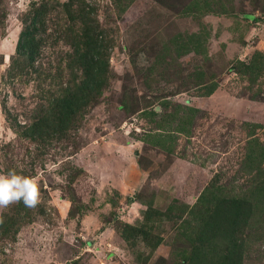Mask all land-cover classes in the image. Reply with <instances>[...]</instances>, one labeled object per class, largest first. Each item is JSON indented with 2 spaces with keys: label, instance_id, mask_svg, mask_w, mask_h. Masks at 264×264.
<instances>
[{
  "label": "rangeland",
  "instance_id": "rangeland-1",
  "mask_svg": "<svg viewBox=\"0 0 264 264\" xmlns=\"http://www.w3.org/2000/svg\"><path fill=\"white\" fill-rule=\"evenodd\" d=\"M32 1L41 0H0V14L6 13L4 23L0 21V174L15 170L31 176L40 188V203L7 236L1 229L12 205L0 209V264H141L122 231L138 223L146 200L162 209L176 199L193 205L211 184L241 191L255 173L247 171L245 158L250 150L257 154L264 149V69L244 73L243 63L264 57V0H228L225 6L232 14L178 15L166 30L165 8L176 12L186 0H164L157 7L154 0H135L120 19L112 0H88L98 8L100 27L109 29L113 43L110 85L85 109L68 141L54 140L46 147L11 127L14 118L22 125L30 122L41 105L36 72L8 76L22 30L20 13ZM55 13L59 27L65 20ZM141 19L147 25L135 30L134 22ZM156 24L163 31L143 45L140 36ZM180 33L189 44L192 36L205 34L201 52L175 56L165 78H159L165 63L159 65L148 85L131 55L139 53V63L148 56L154 62L153 44L162 51ZM131 37L132 52L123 47ZM62 49L68 47L60 42L45 52L46 89L54 82L48 72H56L49 61ZM201 74L205 83H218L211 95H204L205 87L199 85ZM125 88L135 89L133 100L141 108L132 115L118 107ZM164 98L181 108L162 111ZM153 106L161 113L148 118L145 112ZM164 112L172 115L166 116L163 129H154ZM187 117V131L182 132L178 124ZM151 130L167 149L144 141ZM172 226L165 224V242L174 241ZM251 236L245 264H264V229H254ZM171 250L160 244L148 264L158 255L174 264Z\"/></svg>",
  "mask_w": 264,
  "mask_h": 264
},
{
  "label": "trees",
  "instance_id": "trees-1",
  "mask_svg": "<svg viewBox=\"0 0 264 264\" xmlns=\"http://www.w3.org/2000/svg\"><path fill=\"white\" fill-rule=\"evenodd\" d=\"M134 1L112 0L119 19ZM154 1L156 7L164 4V0ZM226 1L228 0H186L176 12L165 8L168 15L164 17L166 20L163 22L166 23L164 30L172 27L178 15L199 17L204 13L232 14V10L225 6ZM94 4L88 0L32 1L26 10L20 13L22 30L8 76L25 75L28 77L36 72L42 94L39 95L41 105L32 112L30 122L22 125L14 118L15 121L11 123V127L23 138L40 146L46 147L47 143L54 140L66 139L68 141L71 130L78 126L85 109L94 102H98L110 85L112 69L109 48L113 43H110L109 29L100 27L99 10ZM55 12L65 20L63 24H59V27L55 24V18L58 19ZM5 16L6 13L1 12V23H4ZM134 23L136 30L142 24L147 25L148 21L141 19ZM160 26L161 24H156L150 31L143 32L141 36L139 34L140 37L143 36V45L146 46L151 37L163 31ZM203 36H192L191 44H189L181 33L177 34L171 38L167 46L162 47V51L158 50V45L153 44L152 48L156 58L154 62L148 56L139 63L140 54H135L133 58L131 55L134 69L144 73L143 78L150 82L154 79L156 71L158 72L159 65L165 63L159 75V78H165L163 74L168 73L167 69L170 64L172 65L175 56H182L192 51L201 52L205 41ZM134 40L131 37L129 42L127 41L128 44H124L123 47L132 52ZM60 42H63L68 49L59 50L54 55L55 60L49 61L50 68L56 72L54 74L48 72L54 82H50L46 89L43 85L48 83L43 67L45 52L49 46L55 47ZM152 42L156 43L155 40ZM263 69L264 57L259 56L258 58L256 55L249 63H243L244 73L250 70L260 72ZM199 85L205 87L204 95H211L218 83L214 81L205 83L201 74ZM135 93V89L128 91L125 88L120 97L118 107L123 109L126 115H132L141 110L139 104L133 100ZM46 103L48 105L45 106ZM160 105L162 111L169 106H174L175 109L181 108L165 98ZM145 113L148 118H153L161 112L153 106ZM168 115L171 116L172 113H162L154 129H163ZM8 117L11 119L10 114ZM188 118L181 119L178 124L180 131H187L186 120ZM153 131L155 130L148 131L144 135V141L167 149L166 143H163L156 134L157 132ZM245 161L247 171L252 173L255 170V173H252L251 177L246 180L241 191H235L230 188V185L211 184L203 190L193 205L176 199L165 209L146 200L144 203L147 204V208L141 210L142 217L138 223L131 226L126 225L122 231L124 238H127L126 240L130 243V248L134 247L132 251L138 257V261L141 264H148L157 253L160 244L165 243L172 249L171 258L174 264H245L250 254V237L254 229L256 231L260 227L264 229V149L257 154L250 150L246 154ZM77 201L78 199L73 195L71 202L74 207ZM73 206L72 216L76 215ZM23 214L26 218L29 214V207H26L23 201L13 204L12 212L6 214L1 229L2 234L7 236L12 230L16 232ZM167 223H172L175 231L173 242H165L163 239L167 232L165 229ZM154 264L171 263L165 255H158Z\"/></svg>",
  "mask_w": 264,
  "mask_h": 264
},
{
  "label": "clouds",
  "instance_id": "clouds-1",
  "mask_svg": "<svg viewBox=\"0 0 264 264\" xmlns=\"http://www.w3.org/2000/svg\"><path fill=\"white\" fill-rule=\"evenodd\" d=\"M23 201L29 208L40 203V188L31 177L10 170L0 174V209H7L10 205Z\"/></svg>",
  "mask_w": 264,
  "mask_h": 264
},
{
  "label": "water",
  "instance_id": "water-1",
  "mask_svg": "<svg viewBox=\"0 0 264 264\" xmlns=\"http://www.w3.org/2000/svg\"><path fill=\"white\" fill-rule=\"evenodd\" d=\"M136 154H139V152H138V151H136Z\"/></svg>",
  "mask_w": 264,
  "mask_h": 264
}]
</instances>
